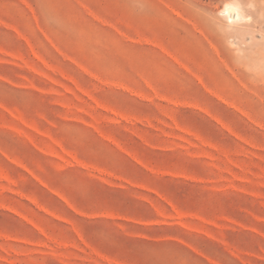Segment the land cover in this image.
Masks as SVG:
<instances>
[{
  "label": "rangeland",
  "instance_id": "374dc122",
  "mask_svg": "<svg viewBox=\"0 0 264 264\" xmlns=\"http://www.w3.org/2000/svg\"><path fill=\"white\" fill-rule=\"evenodd\" d=\"M0 264H264V0H0Z\"/></svg>",
  "mask_w": 264,
  "mask_h": 264
},
{
  "label": "bare ground",
  "instance_id": "6f19581e",
  "mask_svg": "<svg viewBox=\"0 0 264 264\" xmlns=\"http://www.w3.org/2000/svg\"><path fill=\"white\" fill-rule=\"evenodd\" d=\"M231 16V15H230ZM232 16H233V14H232Z\"/></svg>",
  "mask_w": 264,
  "mask_h": 264
}]
</instances>
